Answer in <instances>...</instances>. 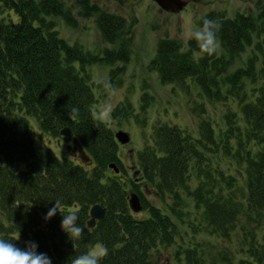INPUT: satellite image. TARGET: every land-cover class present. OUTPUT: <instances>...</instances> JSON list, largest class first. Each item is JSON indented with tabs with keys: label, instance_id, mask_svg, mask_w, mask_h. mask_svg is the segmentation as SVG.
<instances>
[{
	"label": "trees",
	"instance_id": "1",
	"mask_svg": "<svg viewBox=\"0 0 264 264\" xmlns=\"http://www.w3.org/2000/svg\"><path fill=\"white\" fill-rule=\"evenodd\" d=\"M252 1L247 13L229 18L211 11L199 19L198 26L205 18L221 25L213 55L200 53L194 41L164 36L156 44L148 70L163 85L186 92L195 119L206 115L208 103L222 109L220 123L198 121L196 136L166 123L152 127L135 166L142 183L163 202L155 207L132 177L125 182L121 174L118 152L125 145L91 115L99 97L92 92L88 67L119 62L110 74L120 75L130 60L135 24L80 0L78 16H96L104 42L117 44L93 54L70 46L47 20L60 16L76 26L77 16L62 0H0V12L7 13L0 17V238L19 248L33 241L52 264H67L96 242L109 250L101 264H153L161 248L173 264H215L216 256L220 264H264V238L257 241L254 234L264 223V0ZM112 78L111 86L121 85ZM140 100L139 112L145 114L152 97L143 93ZM73 107L79 115L70 119ZM133 111L124 99L114 107L113 121L120 124ZM28 118L68 145L78 141L90 161L79 153L71 157L67 149L62 158L47 147L38 154ZM136 121L145 125L144 119ZM64 129L72 136H62ZM111 164L119 173L107 175ZM131 193L140 200L142 217L129 208ZM57 198L65 204L62 213L78 212L81 239L71 241L61 230L59 213L45 221ZM94 205L105 208L106 216L89 228ZM247 226L251 241L229 255L208 252L200 237L230 240Z\"/></svg>",
	"mask_w": 264,
	"mask_h": 264
},
{
	"label": "rangeland",
	"instance_id": "2",
	"mask_svg": "<svg viewBox=\"0 0 264 264\" xmlns=\"http://www.w3.org/2000/svg\"><path fill=\"white\" fill-rule=\"evenodd\" d=\"M66 8L72 10V14L76 17L77 24L73 26L60 16H49L47 20H52L55 23V29L60 38L64 39L70 46L77 45L82 50L89 51L93 54L102 53L103 49H114L117 44H107L101 37L98 26L96 24V16L89 19L78 16L80 10V0H62ZM91 4L96 5L103 11L115 13L123 16L134 25L130 34L131 50L130 60L123 66L124 70L120 75H115L112 78L110 71L116 67L122 66L119 62L116 65H91L88 67L90 80L93 84L92 92L98 102L93 105L99 108L106 100L111 99L113 107L120 101L126 99L133 107L132 115L123 120L120 124H116L113 119L105 124L113 131L127 133L130 141L118 152L120 164L125 169L123 177L125 182H128L132 177L136 188L142 191L146 201L152 206H161L162 200L153 194L152 189L144 185L136 172V154L145 145L146 140H149V134L152 127L158 123H166V125H175L182 130H186L192 136L197 135L198 121L203 119L221 122V105L208 103L206 105V115L193 117L190 111V98L184 90L176 85H163L155 71L148 70V64L155 55V47L158 40L164 36L170 39L186 43L184 38V30L186 21L191 20L193 26H198L199 19L211 11H220L225 13L229 18H232L236 13H247L254 8L252 0H196L188 1L187 5L180 12H165L161 10L152 0H91ZM6 11L0 12V17L6 16ZM129 24V23H128ZM122 69V68H121ZM111 78L114 81L122 80L121 85L114 84L118 87H113L109 84ZM107 82L110 88L115 89L114 94L109 88H105L103 83ZM146 93L152 97L150 105L145 114H140L139 110L142 104L140 96ZM195 95L194 101H197V89L192 90ZM140 115V117L138 116ZM145 120V125L137 123L136 120ZM29 126L33 132L34 148L40 154L43 147L51 149L57 157L65 156V150H68V144L65 140H58L52 136L42 133L37 122L28 118ZM71 145V141L69 142ZM37 154V155H38ZM113 174L112 170L107 171V175ZM131 181V180H130ZM134 187V186H133ZM131 190V189H130ZM168 200V199H167ZM143 212H139L138 217H142ZM254 234L257 241H262L264 238V223L258 227ZM252 232L249 226L243 231H239L232 235L230 240L219 239L209 235H200L203 237L205 244L210 250L215 252V255L226 253L229 255L232 251L242 249L249 241V234ZM248 234V235H246ZM246 235L247 240L244 239ZM243 242H245L243 244ZM263 242V241H262ZM209 256V255H208ZM215 264H220L219 256L214 258ZM153 264H173V258L168 252L161 248L159 254H156L152 259ZM208 261V260H207ZM210 263V261H209ZM211 264V263H210Z\"/></svg>",
	"mask_w": 264,
	"mask_h": 264
},
{
	"label": "clouds",
	"instance_id": "3",
	"mask_svg": "<svg viewBox=\"0 0 264 264\" xmlns=\"http://www.w3.org/2000/svg\"><path fill=\"white\" fill-rule=\"evenodd\" d=\"M184 38L187 41H194L198 50L202 54L213 55L219 49L218 32L221 25L214 19L205 18L200 26H193L191 20L186 21ZM103 83L105 88H109L114 94L115 89L110 88L107 82ZM114 111L111 99L105 101L98 109L94 110L91 115L97 123L111 122ZM70 119H75L79 115V110L75 107L68 112ZM65 204L61 198H57L53 206L47 211L44 217L45 221L51 220L57 213L62 216L61 230L67 234L71 241L79 240L84 234V229L79 221L77 211H64ZM38 245L33 241L25 243L24 248H19L16 243L0 238V264H52L51 259L46 253L37 251ZM109 254L108 248L102 242H96L89 245L88 251L81 255L69 257L67 264H101L102 260Z\"/></svg>",
	"mask_w": 264,
	"mask_h": 264
},
{
	"label": "water",
	"instance_id": "4",
	"mask_svg": "<svg viewBox=\"0 0 264 264\" xmlns=\"http://www.w3.org/2000/svg\"><path fill=\"white\" fill-rule=\"evenodd\" d=\"M154 3L158 5V7L166 12H180L187 5L188 1H196V0H152ZM64 137H71V131L69 129H64L60 133ZM114 139L120 144H128L130 141V137L127 133L118 132L114 135ZM73 144L76 146L80 159L84 162L90 161V159L85 155L80 146L79 142L73 140ZM109 169L113 170L114 173H119V170L116 168L114 164L109 166ZM129 208L133 213H138L141 211L140 200L135 193H131L129 195ZM90 220H88L87 225L89 228H93L97 221H101L106 216V210L100 205H94L91 207L89 211Z\"/></svg>",
	"mask_w": 264,
	"mask_h": 264
},
{
	"label": "flooded vegetation",
	"instance_id": "5",
	"mask_svg": "<svg viewBox=\"0 0 264 264\" xmlns=\"http://www.w3.org/2000/svg\"><path fill=\"white\" fill-rule=\"evenodd\" d=\"M73 140L71 142V145H67L68 146V154L73 157V158H77L79 155H78V150L76 148V146H74L73 144ZM121 173V172H120ZM123 174V173H121Z\"/></svg>",
	"mask_w": 264,
	"mask_h": 264
}]
</instances>
